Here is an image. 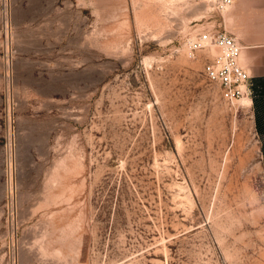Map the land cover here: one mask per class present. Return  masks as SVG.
<instances>
[{
	"label": "rangeland",
	"instance_id": "374dc122",
	"mask_svg": "<svg viewBox=\"0 0 264 264\" xmlns=\"http://www.w3.org/2000/svg\"><path fill=\"white\" fill-rule=\"evenodd\" d=\"M220 1L0 0V264H264L263 134L188 56Z\"/></svg>",
	"mask_w": 264,
	"mask_h": 264
},
{
	"label": "crops",
	"instance_id": "0c3cea01",
	"mask_svg": "<svg viewBox=\"0 0 264 264\" xmlns=\"http://www.w3.org/2000/svg\"><path fill=\"white\" fill-rule=\"evenodd\" d=\"M216 21L203 23V29L224 31L240 46L239 64L249 75L253 122L264 139V0H231Z\"/></svg>",
	"mask_w": 264,
	"mask_h": 264
},
{
	"label": "built area",
	"instance_id": "2783aa9c",
	"mask_svg": "<svg viewBox=\"0 0 264 264\" xmlns=\"http://www.w3.org/2000/svg\"><path fill=\"white\" fill-rule=\"evenodd\" d=\"M229 4L231 0H221L219 9ZM187 48L192 59L203 55L202 73L217 86L225 102L248 99L249 75L239 64L241 48L234 37L224 31L202 32L188 40Z\"/></svg>",
	"mask_w": 264,
	"mask_h": 264
},
{
	"label": "bare ground",
	"instance_id": "6f19581e",
	"mask_svg": "<svg viewBox=\"0 0 264 264\" xmlns=\"http://www.w3.org/2000/svg\"><path fill=\"white\" fill-rule=\"evenodd\" d=\"M243 103H244L245 105H250V101H249V99H246V98L243 99Z\"/></svg>",
	"mask_w": 264,
	"mask_h": 264
}]
</instances>
